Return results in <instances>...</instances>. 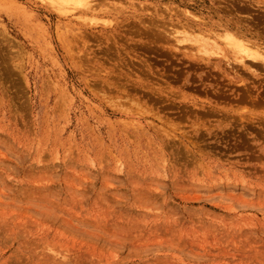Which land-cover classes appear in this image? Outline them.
Listing matches in <instances>:
<instances>
[{"label":"rangeland","instance_id":"rangeland-1","mask_svg":"<svg viewBox=\"0 0 264 264\" xmlns=\"http://www.w3.org/2000/svg\"><path fill=\"white\" fill-rule=\"evenodd\" d=\"M86 2L0 0V264H264V0Z\"/></svg>","mask_w":264,"mask_h":264},{"label":"bare ground","instance_id":"bare-ground-1","mask_svg":"<svg viewBox=\"0 0 264 264\" xmlns=\"http://www.w3.org/2000/svg\"><path fill=\"white\" fill-rule=\"evenodd\" d=\"M73 1V2H72ZM88 1H90V0H88ZM51 2L53 3V4H57L60 8H64V9H66L67 8V6L69 5V3H73V4H76V3H79V5H81V6H84L83 4H86L87 2H86V0L84 1V0H51ZM91 2H92V0H91ZM68 4V5H67ZM92 4V3H91ZM64 5H67L66 7H64ZM78 5V4H77ZM57 6V7H58ZM63 6V7H62ZM71 6H72V4H71ZM86 6H87V4H86ZM55 7H56V5H55ZM56 7V8H57ZM74 7V6H73ZM80 8H82V7H80ZM84 9H86V8H84ZM88 9V8H87ZM89 9H90V7H89ZM92 9V8H91ZM81 10V9H80ZM91 11V10H90ZM94 11H95V9H94ZM81 12V11H80ZM85 12V11H84ZM89 16V15H88ZM221 26V25H220ZM225 26V25H224ZM225 28H227V27H225ZM237 29H239V28H237ZM254 29V28H253ZM230 30V29H229ZM229 30H228V32H229ZM255 30V29H254ZM217 31V30H216ZM215 31V32H216ZM234 32H235V29L233 30ZM241 31V30H240ZM239 31V32H240ZM243 31V30H242ZM245 31V30H244ZM244 33V32H243ZM253 34V33H252ZM216 35V34H215ZM225 35V34H224ZM218 36V35H217ZM222 37H223V35H221ZM227 36V35H226ZM229 36V37H228ZM227 37L229 38L227 41H228V43H229V47H232L233 48V52L234 53H237V55L240 53L241 55H242V57H245V55H247V56H249V57H252V60L253 59H255V57H259V59L261 58V59H263L264 60V52L263 51H261V49L259 50V48H258V43H257V45H256V43H252V42H249V40L248 39H246L243 35V37H241V35L240 34H229ZM250 39V38H249ZM198 41H199V39H197ZM254 41V40H253ZM204 42H206V40L204 41ZM214 42V41H213ZM259 42V41H258ZM209 43V42H208ZM227 43V44H228ZM204 45V43H201V45H200V47L201 46H203ZM208 46H210V45H208ZM227 46V45H226ZM207 46H205V48H206ZM202 48V47H201ZM262 48V47H261ZM229 49V48H228ZM232 50V49H231ZM263 50V49H262ZM231 52V51H230ZM203 54H204V52H203ZM205 55V54H204ZM233 56V55H232ZM254 57V58H253ZM229 58V57H228ZM258 59V58H257ZM260 59V60H261ZM243 60V59H242ZM253 61H255V60H253ZM262 62H264V61H262ZM257 63V62H256ZM53 210V209H52ZM40 211V210H39ZM38 211V212H39Z\"/></svg>","mask_w":264,"mask_h":264}]
</instances>
